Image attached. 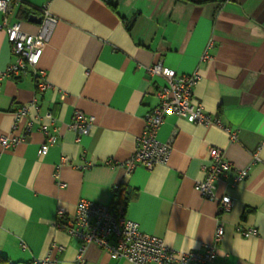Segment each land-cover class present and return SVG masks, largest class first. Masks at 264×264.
Here are the masks:
<instances>
[{
    "label": "crops",
    "instance_id": "1",
    "mask_svg": "<svg viewBox=\"0 0 264 264\" xmlns=\"http://www.w3.org/2000/svg\"><path fill=\"white\" fill-rule=\"evenodd\" d=\"M16 1L9 22H21L23 31L38 32L40 22L30 18L41 17L44 6L58 22L37 65L51 83L43 92L29 73L2 76L13 55L0 30V139L23 131L26 120L13 131L14 112L34 102L27 118L33 131L12 149L0 143V255L76 264L81 242L56 228L58 207L73 215L81 199L110 206L124 199L130 219L176 250L213 243L223 221L214 261L190 264H264V0ZM3 17L0 11V22ZM205 53L210 58L203 59ZM157 63L178 74L198 72L194 100L238 137L169 113L158 133L172 141L167 163L132 172L112 167L108 160L123 163L135 152L145 115L159 101L164 79L147 72ZM77 109L94 118L80 137L69 126ZM42 124L58 137L44 155ZM212 147L233 164L215 182L216 194L232 199L226 212L196 188ZM63 156L69 163L60 164ZM85 160L91 166L76 167ZM239 171L245 176L236 182ZM240 227L258 234L244 236ZM84 264L135 263L90 243Z\"/></svg>",
    "mask_w": 264,
    "mask_h": 264
},
{
    "label": "built area",
    "instance_id": "2",
    "mask_svg": "<svg viewBox=\"0 0 264 264\" xmlns=\"http://www.w3.org/2000/svg\"><path fill=\"white\" fill-rule=\"evenodd\" d=\"M19 4L16 0H0V11L4 14L0 22V30L6 32L13 55V60L2 72V76L17 77L29 73L36 80L38 91L43 92L51 86V83L46 79V72L39 69L37 65L58 18L48 6H44L38 32L27 33L22 30L21 22H9L10 13ZM208 58L210 55L205 53L203 59ZM147 72L150 76H160L164 79L163 86L157 91L159 101L145 115L144 130L137 138L135 152L123 163L110 159L107 161L109 165L116 167L121 164L128 172H132L139 165L150 170L157 164L167 163L172 152V141H161L158 133L169 113L177 114L193 123L219 126L230 135L232 140L237 139V129L226 125L219 117L207 112L202 103L194 100L193 89L201 78L198 72L178 74L174 69L161 63L149 65ZM33 105L34 102L23 104L15 110L13 131L25 120L26 123L20 134L11 133L1 137L0 143L3 149L8 150L18 146L33 131L34 122L27 119ZM47 117L53 118L51 112H47ZM93 122L92 116L77 109L69 126L80 137L89 134ZM39 130L46 135V141L39 149V153L44 155L52 145L57 143L58 137L49 132L47 125L42 124ZM253 161H260L259 150L253 154ZM65 163H69L67 156H63L60 162V164ZM89 166L91 163L85 160L76 167L85 169ZM232 167L233 164L225 157L224 151L212 147L209 153V164L204 167L205 177L196 182V188L203 196L218 200L220 212H226L231 208L232 199L227 195L218 196L215 182L221 177L228 176ZM244 176L245 172L239 171L235 181H241ZM55 226L81 242L76 264H84V254L90 243L97 244L114 259H127L135 264L212 262L218 252V242L225 234L224 222L219 221L213 243L197 250H176L169 247L163 238L144 232L138 222L126 215L124 208L113 210L110 205L89 199H81L73 215H69L65 208L58 207ZM239 230L244 236L258 234L256 228L242 229L240 227ZM56 261L42 258L32 260L31 264H56Z\"/></svg>",
    "mask_w": 264,
    "mask_h": 264
},
{
    "label": "trees",
    "instance_id": "3",
    "mask_svg": "<svg viewBox=\"0 0 264 264\" xmlns=\"http://www.w3.org/2000/svg\"><path fill=\"white\" fill-rule=\"evenodd\" d=\"M186 1V0H185ZM117 194H120V195H123L122 194V192L120 193L119 192V190H117V192H116ZM123 199V198H122ZM121 199V200H122ZM126 199V198H125ZM124 202H125V200L123 199L118 205H114V204H112L111 205V208L113 209V210H116V209H119V208H124ZM0 264H31V261H28V262H12V261H10L7 257H5V256H2V255H0Z\"/></svg>",
    "mask_w": 264,
    "mask_h": 264
},
{
    "label": "water",
    "instance_id": "4",
    "mask_svg": "<svg viewBox=\"0 0 264 264\" xmlns=\"http://www.w3.org/2000/svg\"><path fill=\"white\" fill-rule=\"evenodd\" d=\"M31 20L41 21V17L31 16Z\"/></svg>",
    "mask_w": 264,
    "mask_h": 264
}]
</instances>
